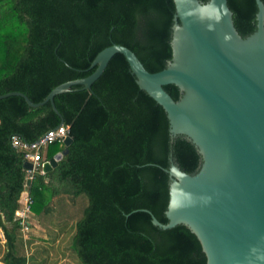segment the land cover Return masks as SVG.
<instances>
[{"label": "trees", "instance_id": "trees-1", "mask_svg": "<svg viewBox=\"0 0 264 264\" xmlns=\"http://www.w3.org/2000/svg\"><path fill=\"white\" fill-rule=\"evenodd\" d=\"M227 2L239 34L252 33L255 0ZM174 12L173 0H0V94L20 91L39 102L56 85L90 74L95 55L114 43L131 49L148 71H159L171 58ZM163 87L179 98L177 86ZM54 104L59 114L50 103L30 107L21 96L0 99L5 264H27L16 254L15 211L28 173L11 137L33 142L61 120L72 141L42 149V162L67 152L50 171L34 173L28 193L31 211L42 216L87 195L71 242L82 264H206L186 226L161 229L151 222L148 211L167 221L170 161L192 174L201 156L184 136H171L166 112L138 86L126 58L116 53L89 89L72 86L55 95Z\"/></svg>", "mask_w": 264, "mask_h": 264}, {"label": "water", "instance_id": "water-1", "mask_svg": "<svg viewBox=\"0 0 264 264\" xmlns=\"http://www.w3.org/2000/svg\"><path fill=\"white\" fill-rule=\"evenodd\" d=\"M171 58L166 66L148 71L137 55L121 44L101 49L93 71L53 87L39 102L20 91L30 107L50 103L72 86L89 89L110 59L122 54L138 86L166 112L171 136L182 135L196 147L201 163L187 173L170 161L166 222L150 211L153 225L186 226L200 242L206 264H264V3L257 6L256 28L241 36L227 0H173ZM177 86V100L164 85ZM63 124V120L56 126ZM70 135L64 139L67 147ZM67 152L42 162L50 171ZM26 169L32 163L24 162ZM31 179H27L25 190Z\"/></svg>", "mask_w": 264, "mask_h": 264}, {"label": "rangeland", "instance_id": "rangeland-1", "mask_svg": "<svg viewBox=\"0 0 264 264\" xmlns=\"http://www.w3.org/2000/svg\"><path fill=\"white\" fill-rule=\"evenodd\" d=\"M74 200L72 204L67 201L59 203L57 212L50 215L30 213V229L26 232L19 230L16 237V254L24 255L27 264H82L72 250L71 242L75 221L83 215L88 197L81 193ZM6 249V244L0 242V264H5Z\"/></svg>", "mask_w": 264, "mask_h": 264}, {"label": "built area", "instance_id": "built-area-1", "mask_svg": "<svg viewBox=\"0 0 264 264\" xmlns=\"http://www.w3.org/2000/svg\"><path fill=\"white\" fill-rule=\"evenodd\" d=\"M69 127L62 124L58 127L49 129L46 133L41 135L37 140L33 142H25L20 140L17 136L13 135L11 137V144L14 148L22 151L24 153L25 161L32 163V168L27 169L28 177L27 179H32L34 173L39 171L43 173L42 170V149L48 144L54 141H60L64 143V139L69 135ZM32 199L28 193V190L22 192L19 199V207L15 211V216L19 220L20 230L26 232L30 227L29 216L31 212ZM1 241H5L3 232H0Z\"/></svg>", "mask_w": 264, "mask_h": 264}, {"label": "crops", "instance_id": "crops-1", "mask_svg": "<svg viewBox=\"0 0 264 264\" xmlns=\"http://www.w3.org/2000/svg\"><path fill=\"white\" fill-rule=\"evenodd\" d=\"M30 213H32V211H31ZM29 217H30V216H29ZM29 222H30V220H29ZM30 225H31V222H30ZM29 229H30V227H29ZM24 238H25V240H26V238H27L26 234L24 235ZM26 243H27V242H26ZM26 243H25V245H27Z\"/></svg>", "mask_w": 264, "mask_h": 264}]
</instances>
